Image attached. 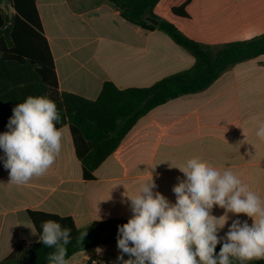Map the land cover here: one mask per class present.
I'll return each instance as SVG.
<instances>
[{
	"label": "crops",
	"instance_id": "obj_1",
	"mask_svg": "<svg viewBox=\"0 0 264 264\" xmlns=\"http://www.w3.org/2000/svg\"><path fill=\"white\" fill-rule=\"evenodd\" d=\"M35 1L61 92L95 100L106 82L121 90L150 87L195 65V57L164 32L129 23L109 0ZM184 3L161 0L154 14L213 47L264 34V0H192L185 8L188 17L176 15L173 9ZM0 8L14 13L10 0H0ZM262 124L264 55L233 66L204 91L150 111L95 171L94 180L83 176L69 125L62 127V150L55 163L27 184L9 183V170L0 159V261L19 247L37 243L30 212L71 217L78 228L95 221L128 220L131 211L121 203L124 194L135 196L151 175L158 186L154 191L175 202L172 187L178 177L184 179L175 167L192 158L221 172L231 170L264 201V140L256 135ZM6 131L7 126H0V134ZM224 211L215 206L211 214L219 218ZM237 218L254 222L244 214L229 213L221 237ZM98 247L102 254L95 252L97 247L82 251L69 264L104 257L116 261L117 244Z\"/></svg>",
	"mask_w": 264,
	"mask_h": 264
},
{
	"label": "trees",
	"instance_id": "obj_2",
	"mask_svg": "<svg viewBox=\"0 0 264 264\" xmlns=\"http://www.w3.org/2000/svg\"><path fill=\"white\" fill-rule=\"evenodd\" d=\"M131 24L148 31L164 32L176 44L190 52L195 65L186 71L168 76L150 87L121 90L106 82L99 97L90 100L61 92L55 70L54 57L35 0H10L14 13L0 8V126H7L12 109L28 96H46L57 105L62 128L69 125L77 158L86 180H94L95 171L120 147L128 133L153 109L181 96L204 91L233 66L264 55V34L245 41L220 46L200 43L186 36L173 23L154 14L161 0H109ZM185 0L176 15L188 17ZM157 21L158 24H154ZM38 232L41 222L57 220L71 229L72 240L67 245V257L96 248L117 244L118 225L125 219L95 221L78 228L71 217L42 212H30ZM87 231L83 245L77 242L81 232ZM221 245H217L218 253ZM52 249L41 243L17 248L0 264H48ZM232 264H264V258Z\"/></svg>",
	"mask_w": 264,
	"mask_h": 264
},
{
	"label": "clouds",
	"instance_id": "obj_3",
	"mask_svg": "<svg viewBox=\"0 0 264 264\" xmlns=\"http://www.w3.org/2000/svg\"><path fill=\"white\" fill-rule=\"evenodd\" d=\"M12 112L8 131L0 134L4 153L0 159L9 170V183L23 185L44 175L60 155L63 133L57 125L62 117L46 96H28ZM256 135L264 140V124ZM175 168L184 175L172 187L175 202L154 191L158 186L152 175L135 196L124 194L121 203L129 205L131 216L118 225L119 255L113 264H232L233 258L241 262L264 258V201L231 170L221 172L200 158ZM215 206L225 210L219 218L211 214ZM229 213L244 214L254 222L249 225L237 218L221 237ZM40 228L39 234L34 227L31 230L39 235L37 243L52 249L48 264H69L71 229L52 219L42 221ZM86 236L87 231L81 232L77 242L83 245ZM95 252L100 255L103 249Z\"/></svg>",
	"mask_w": 264,
	"mask_h": 264
},
{
	"label": "built area",
	"instance_id": "obj_4",
	"mask_svg": "<svg viewBox=\"0 0 264 264\" xmlns=\"http://www.w3.org/2000/svg\"><path fill=\"white\" fill-rule=\"evenodd\" d=\"M96 261H103V264H113V262H114L111 257H104V258L96 260ZM90 264H92V262Z\"/></svg>",
	"mask_w": 264,
	"mask_h": 264
},
{
	"label": "water",
	"instance_id": "obj_5",
	"mask_svg": "<svg viewBox=\"0 0 264 264\" xmlns=\"http://www.w3.org/2000/svg\"><path fill=\"white\" fill-rule=\"evenodd\" d=\"M154 24H156V25H157V24H158V22H157V21H154Z\"/></svg>",
	"mask_w": 264,
	"mask_h": 264
}]
</instances>
